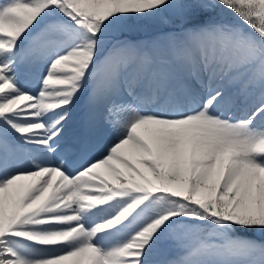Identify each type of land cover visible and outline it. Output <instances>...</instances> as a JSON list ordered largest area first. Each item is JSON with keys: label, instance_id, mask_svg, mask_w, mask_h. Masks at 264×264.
Listing matches in <instances>:
<instances>
[{"label": "snow or ice", "instance_id": "snow-or-ice-1", "mask_svg": "<svg viewBox=\"0 0 264 264\" xmlns=\"http://www.w3.org/2000/svg\"><path fill=\"white\" fill-rule=\"evenodd\" d=\"M0 264H264V0H0Z\"/></svg>", "mask_w": 264, "mask_h": 264}, {"label": "rangeland", "instance_id": "rangeland-1", "mask_svg": "<svg viewBox=\"0 0 264 264\" xmlns=\"http://www.w3.org/2000/svg\"><path fill=\"white\" fill-rule=\"evenodd\" d=\"M220 16L222 19H225L228 22H235V17L231 13L222 12ZM178 27L179 21L173 20V22L170 24L158 23L147 28H132L130 30L125 31L122 35L120 33H113L112 35L119 36L120 39L148 40L162 32L178 30ZM77 107H80V110L75 112L74 115H77L76 117L78 119L82 114L83 102H78ZM69 126L75 128V123ZM96 134L98 135L101 141H107L108 139L112 138L111 129L103 122L99 123ZM177 254V250L171 244L165 243L163 245V254L161 256V259L170 258L171 256Z\"/></svg>", "mask_w": 264, "mask_h": 264}, {"label": "bare ground", "instance_id": "bare-ground-1", "mask_svg": "<svg viewBox=\"0 0 264 264\" xmlns=\"http://www.w3.org/2000/svg\"><path fill=\"white\" fill-rule=\"evenodd\" d=\"M79 110H80V107H77V106H76V107L74 108V111H73V120L70 121V125L74 124L75 121L77 120V117H76L77 115L75 116L74 113L77 112V111H79ZM78 126H79V124L76 125V127H78ZM76 127H75V128H76ZM73 129H74L73 127L69 126V133H71V131H72ZM106 140H107V139H106Z\"/></svg>", "mask_w": 264, "mask_h": 264}]
</instances>
